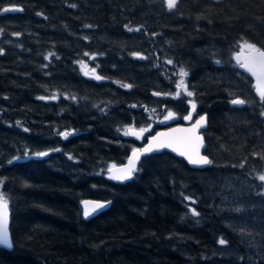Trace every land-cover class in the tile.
Masks as SVG:
<instances>
[{
	"label": "trees",
	"instance_id": "1",
	"mask_svg": "<svg viewBox=\"0 0 264 264\" xmlns=\"http://www.w3.org/2000/svg\"><path fill=\"white\" fill-rule=\"evenodd\" d=\"M245 41L264 50V0H0V192L13 245L0 264H264V244L243 240L214 193L222 177L264 170V103L234 58ZM181 68L192 97L174 98ZM168 111L207 116L212 163L195 170L162 152L112 182L109 165L161 126L139 139L123 130ZM249 190L248 210L264 215ZM84 199L110 206L84 220Z\"/></svg>",
	"mask_w": 264,
	"mask_h": 264
},
{
	"label": "snow or ice",
	"instance_id": "2",
	"mask_svg": "<svg viewBox=\"0 0 264 264\" xmlns=\"http://www.w3.org/2000/svg\"><path fill=\"white\" fill-rule=\"evenodd\" d=\"M167 7L172 9L175 7L177 0H166ZM71 7H75V5H71ZM4 12L8 11H22L19 8H4ZM40 15V13H37ZM132 31L133 29H128ZM137 31L139 29H136ZM15 35H19L16 33ZM241 51L240 53L236 54L234 57L237 61L239 67L245 69L252 77L255 78V92L259 96L260 101L264 103V50L256 47L254 44L243 42L239 45ZM0 54H2V50H0ZM52 55V54H50ZM88 55V53H85ZM133 56H139V53H132ZM143 58V57H141ZM45 59H48L46 56ZM167 63H172V61H167ZM217 63H220L217 61ZM82 69L86 67V65L81 64ZM85 75H89V72H85ZM91 75L96 80L104 79L95 73V69H91ZM188 73L184 71L183 68L179 71L180 79L176 82V93L174 98H179L182 94L188 97L193 96V92L188 91L187 85L185 84L184 77H186ZM125 88H130L131 85L123 84L121 85ZM153 95H161V93H153ZM168 95V94H165ZM55 95L50 97V99H55ZM38 99H46L45 97H38ZM74 99V98H73ZM188 103L191 105L192 109L195 110L196 104L194 101L189 100ZM232 104H244L245 101L242 99H233L231 101ZM132 107H135L133 105ZM152 111H155L154 109ZM192 113H189L188 116H185V120L191 119ZM261 115L264 116V112H261ZM175 118V113L172 111H168L167 115L164 117V121H169ZM205 121V117L201 116L199 120L195 122L191 127L188 128H171L167 132H157L155 136H152L148 142L147 147L143 149L133 148L132 155L129 156L128 162L123 167H117L116 165H109L108 172H109V179L124 182L133 178L134 173L138 170L137 163L140 160V157L144 153H150L154 150L160 149H171L173 152L178 153L180 156L185 157L189 164L192 165H208L211 164L207 157L200 155L199 151V142L201 137L197 134V129L202 127L203 122ZM19 121L17 124L19 125ZM27 131L28 129H24ZM148 129L140 128L139 130H135L132 127H126L123 130V135L129 136L133 135L137 138H140L145 131ZM119 131V129H118ZM71 132H63L59 133L64 138H67L71 135ZM52 151H59V149H53ZM28 153L25 152V156ZM34 155L38 157L47 156L48 152H37ZM72 159L71 156L68 157ZM13 159H17L14 157ZM12 163V161H9ZM243 167V165H241ZM258 179L264 182V174L258 176ZM2 183V181H0ZM185 199H190L189 197H185ZM83 205V216L87 219L93 214L97 213L99 210L106 207L105 202H97V201H81ZM193 215H199L194 209L191 210ZM8 218H9V204L8 199L4 195L3 192H0V247H7L11 248L13 245L10 240L9 229H8ZM220 244H224L225 241L221 239L219 241Z\"/></svg>",
	"mask_w": 264,
	"mask_h": 264
},
{
	"label": "rangeland",
	"instance_id": "3",
	"mask_svg": "<svg viewBox=\"0 0 264 264\" xmlns=\"http://www.w3.org/2000/svg\"><path fill=\"white\" fill-rule=\"evenodd\" d=\"M83 65H86L83 69L79 65L83 74L85 75V72H89V75L86 76L92 77L91 69L87 67L86 63ZM166 115L167 112L158 120L150 123L146 127L148 130L145 132H150L155 126L163 127L175 122L180 123L176 114L174 119L164 121ZM261 174H264V170L255 177L254 181L238 177H222L214 186V193L217 196L218 205L225 211H228V220L231 226L239 227L243 240L250 244L255 251L262 246L261 244H264V215L261 213L260 216L253 215L255 210L252 212L248 210V206L253 207V200L250 199L249 189L255 187L257 189V195L264 197V182L258 179V176ZM253 226L255 228H257L256 226H260L261 232H254L255 228ZM263 250L264 248H261L258 254L262 255Z\"/></svg>",
	"mask_w": 264,
	"mask_h": 264
},
{
	"label": "water",
	"instance_id": "4",
	"mask_svg": "<svg viewBox=\"0 0 264 264\" xmlns=\"http://www.w3.org/2000/svg\"><path fill=\"white\" fill-rule=\"evenodd\" d=\"M240 51H241V50H239L236 54L240 53ZM236 54H235V56H236ZM235 56H234V57H235ZM235 60H236V59H235ZM236 62H237V61H236ZM238 69L240 70V72H242L243 74L247 75V76L251 79V81H252L253 94H254V96L260 101V98H259V96L256 94V92H255V88H254V85H255V83H256L255 78L252 77L247 71H245V69L239 67V65H238ZM236 99H237V98H236ZM238 99H239V98H238ZM233 105L240 106L241 104H233ZM201 116H204V117H205V121L203 122L202 127H200V128L197 129V134L201 137V140H200V142H199V145H200V146H199L200 155L205 156V155L203 154V150H204V148H205V144H204V139H203V135H202V131H204V130L206 129V127H207V116H206L205 114L199 115V116L195 117L194 119L191 117V119H189V120H185V119L183 118V119H182V124H178V123H176V124H172V125H170V126H163V127H161L160 129H157L156 131L150 133V134L146 137L144 143L141 144L140 146L136 147V148H138V149H143V148L147 147L149 140L151 139L152 136H155V134H156L157 132H167V131H169L171 128H188V127H191L193 124H195V122H196L197 120L200 119ZM130 136H133V135H130ZM133 137L137 138L136 136H133ZM140 138H141V137H140ZM138 139H139V138H138ZM162 152H166V153H168V154H170V155H172V156H174V157H176V158H179V159L183 160V161L185 162V164H186L189 168H191V169L202 170V169H205V168L209 165V164H208V165H201V166L192 165V164H189V163H188V161H187V159H186L185 157L180 156L178 153L173 152L171 149H160V150H154L153 152H150V153H144V154H142L141 157H140V160H139L138 163H137V166H138V164L140 163V161H141L142 158H144V157H146V156H149V155L159 154V153H162ZM131 155H132V151L128 154V156H127V158H126V161H125L123 164L116 165V166H117V167H123L124 165H126L127 162H128V158H129V156H131ZM205 157H206V156H205ZM107 175L109 176L108 169H107ZM110 180H111V179H110ZM111 181L114 182V183H118V184H125V183L128 182L129 180L124 181V182H119V181H115V180H111ZM85 200H87V201L105 202V203H106V207L103 208V209H101V210H99L97 213L93 214L92 216H90L89 218L86 219V218L83 216V205H82V203L80 202L81 215H82V217H83L84 220H89V219H91V218L96 217L98 214H100L101 212L105 211V210L108 209L109 206H110V202H108V201H99V200H93V199H84V200H82V201H85ZM8 229H9V218H8ZM9 235H10V233H9ZM10 240H11V238H10ZM0 249L6 250V251H11V250H12V247H11V248L0 247Z\"/></svg>",
	"mask_w": 264,
	"mask_h": 264
},
{
	"label": "bare ground",
	"instance_id": "5",
	"mask_svg": "<svg viewBox=\"0 0 264 264\" xmlns=\"http://www.w3.org/2000/svg\"><path fill=\"white\" fill-rule=\"evenodd\" d=\"M180 123H178V124H182V119L179 121Z\"/></svg>",
	"mask_w": 264,
	"mask_h": 264
}]
</instances>
